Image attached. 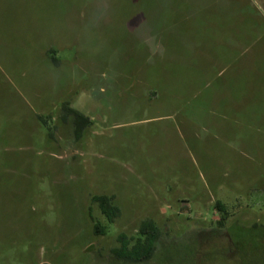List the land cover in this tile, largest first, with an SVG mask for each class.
<instances>
[{"label": "rangeland", "instance_id": "1", "mask_svg": "<svg viewBox=\"0 0 264 264\" xmlns=\"http://www.w3.org/2000/svg\"><path fill=\"white\" fill-rule=\"evenodd\" d=\"M143 220L152 255L116 256ZM0 248L264 264V0H0Z\"/></svg>", "mask_w": 264, "mask_h": 264}, {"label": "trees", "instance_id": "2", "mask_svg": "<svg viewBox=\"0 0 264 264\" xmlns=\"http://www.w3.org/2000/svg\"><path fill=\"white\" fill-rule=\"evenodd\" d=\"M61 109L63 113L72 115V121L75 125L74 133L76 137H79L82 133V129L89 123L88 118L70 107L68 102H64L61 105ZM92 199L98 203L101 213H103L108 218V220L111 221L116 215H118L119 210L111 203V197L98 195L93 196ZM215 206L217 209H220L221 212H224V206L221 202L216 201ZM98 226V224L94 225L97 233H99ZM158 236L159 228L157 225L152 220H143L138 226L134 241L130 243L126 237L121 236L120 246L119 248L113 250V253L124 260H129L131 262H142L152 255ZM40 264L49 263L42 262Z\"/></svg>", "mask_w": 264, "mask_h": 264}, {"label": "crops", "instance_id": "3", "mask_svg": "<svg viewBox=\"0 0 264 264\" xmlns=\"http://www.w3.org/2000/svg\"><path fill=\"white\" fill-rule=\"evenodd\" d=\"M42 262H45V261H35L33 264H40ZM0 264H13V263L10 262V258L7 256V253L2 248H0ZM17 264H19V263H17Z\"/></svg>", "mask_w": 264, "mask_h": 264}]
</instances>
